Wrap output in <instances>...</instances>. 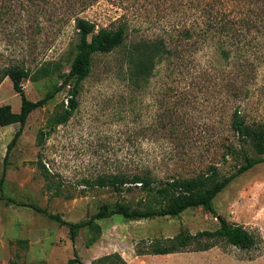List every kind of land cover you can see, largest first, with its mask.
<instances>
[{
    "label": "rangeland",
    "instance_id": "1",
    "mask_svg": "<svg viewBox=\"0 0 264 264\" xmlns=\"http://www.w3.org/2000/svg\"><path fill=\"white\" fill-rule=\"evenodd\" d=\"M171 1L98 0L82 9L80 0H73L75 5L47 0L36 3L34 9L41 15L31 17L24 31L0 33V64L12 60L33 68L34 75L23 85L34 101L53 89L75 56L78 34L65 14L74 16L73 7L80 16L95 22L97 29L115 28L120 22L117 19L125 14L130 24L127 44L163 37L170 50L150 81L137 88L121 72L122 50L96 55L70 120L37 145L38 131L47 126L49 116L66 99V91H61L29 115L7 161V146L20 124L0 126V264L10 260L70 264L74 248L84 264L115 252L127 264H144L145 258L150 259L148 264H264V163L239 175L216 197L217 216L203 207L150 219L113 216L77 229L74 245L68 227L22 205L36 204L79 222L103 204L135 203L142 196L140 189L118 193L87 183L98 176L134 173L142 165L165 178L193 176L209 164L218 165L221 176L240 167L243 158L222 156L221 139L234 138L229 122L238 86L249 87L240 101L248 118H264V45H252L254 65L247 67L250 74L243 79L235 61L228 65L218 56L215 39L205 41L198 34L185 37L181 26L186 10L181 5L174 10ZM43 7L52 18L43 15ZM38 21L43 29L36 28ZM3 104H10L15 112L21 110V96L10 78L0 85ZM220 216L257 235L256 247L241 250L221 241L204 251L137 254V247L151 250L148 245L156 237L168 238L182 229L192 233L215 230Z\"/></svg>",
    "mask_w": 264,
    "mask_h": 264
},
{
    "label": "trees",
    "instance_id": "2",
    "mask_svg": "<svg viewBox=\"0 0 264 264\" xmlns=\"http://www.w3.org/2000/svg\"><path fill=\"white\" fill-rule=\"evenodd\" d=\"M47 0H0V33H21L29 27L31 17L40 16L34 9L37 2ZM69 3L73 0H66ZM76 1V0H75ZM82 9L93 5L98 0H80ZM72 5L75 3L72 2ZM178 5L185 8L181 30L186 38L195 34L205 37V41L215 39L218 56L230 65L235 61L238 66V76H249L247 67L252 68V45H264V0H174L171 7L175 10ZM77 9V8H76ZM68 18L73 20L77 30L75 56L66 74L59 76L48 91L39 100L30 99L24 89V81L34 75L33 68L25 63L8 61L0 64V85L6 78H10L14 90L20 94L22 106L20 112H15L10 104L0 105V126L19 123L16 131L7 146L5 160L17 145L23 133L29 115L40 107H44L61 91H66V99L49 116L47 126L41 128L37 134V145L44 144L46 136L67 123L79 105V93L83 82L91 75L95 56L109 54L115 50H122L121 72L128 83L137 88L150 81L158 63L166 60L169 46L163 37L155 39H140L129 44L126 43L130 24L123 16L115 28H96V23L80 16L75 12ZM43 15L49 10L43 7ZM50 18L53 15L48 14ZM59 19L61 22L62 18ZM190 21L188 18H193ZM15 25V26H13ZM42 22L36 28H42ZM43 29V28H42ZM10 37V36H9ZM213 41V40H212ZM3 57V54H1ZM38 69V68H37ZM254 70V69H253ZM251 69V72L253 71ZM38 71V70H37ZM36 71V72H37ZM35 72V73H36ZM237 104L230 114L229 129L234 138L222 136V156L243 158L237 171L221 176L219 166L209 164L205 171L193 176L161 177L150 166L142 165L137 172H117L98 176L92 182L93 187H107L118 193L140 189L142 196L135 202H120L116 204H103L98 211L88 219L79 222L69 221L62 215L50 211L48 208L36 204H22L29 206L49 219L58 222L69 229V236L75 244L77 229L92 225L96 220H103L113 216H120L126 220L150 219L156 217L178 216L189 208L203 207L217 216L214 206L216 197L239 175L250 170L255 165L264 163V118L250 119L242 104V95L249 93L248 86L236 88ZM245 92V93H244ZM48 128V130H46ZM44 169L46 167L43 165ZM4 180V177L1 181ZM220 226L215 230H203L192 233L182 229L176 235L161 238L156 237L150 241L151 250L137 247L138 255L154 254L164 255L180 251H204L226 241L241 250H252L258 243L257 235L244 225L232 223L219 217ZM28 240H18L19 243ZM74 258L69 259L70 264H84L77 257L74 248ZM8 264H20L10 260ZM91 264H127L120 253H112L95 259Z\"/></svg>",
    "mask_w": 264,
    "mask_h": 264
},
{
    "label": "crops",
    "instance_id": "3",
    "mask_svg": "<svg viewBox=\"0 0 264 264\" xmlns=\"http://www.w3.org/2000/svg\"><path fill=\"white\" fill-rule=\"evenodd\" d=\"M143 262H144V264H148V262H150V259L148 258H145L144 260H143Z\"/></svg>",
    "mask_w": 264,
    "mask_h": 264
}]
</instances>
